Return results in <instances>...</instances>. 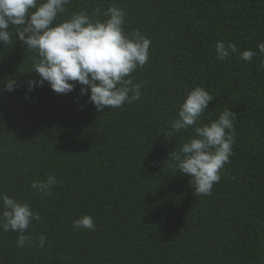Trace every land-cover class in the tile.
<instances>
[{
  "label": "trees",
  "instance_id": "1",
  "mask_svg": "<svg viewBox=\"0 0 264 264\" xmlns=\"http://www.w3.org/2000/svg\"><path fill=\"white\" fill-rule=\"evenodd\" d=\"M112 6L126 32L151 41L133 74L142 96L121 108L98 112L80 85L29 92L32 54L18 39L0 43V192L30 202L41 220L28 232L46 237L21 248L18 233L0 230V264H264V0H72L65 16ZM218 40L257 54L221 62ZM195 86L214 97L201 124L226 108L237 115L211 195L196 196L168 159L193 134L171 122ZM48 175L57 184L36 193L31 181ZM82 215L95 231L73 227Z\"/></svg>",
  "mask_w": 264,
  "mask_h": 264
},
{
  "label": "clouds",
  "instance_id": "2",
  "mask_svg": "<svg viewBox=\"0 0 264 264\" xmlns=\"http://www.w3.org/2000/svg\"><path fill=\"white\" fill-rule=\"evenodd\" d=\"M71 3L72 0H0V43L12 46L18 39L33 56L28 72L36 73L38 80H28L27 90L31 92L47 82L55 93L68 94L80 85V95H86L101 113L105 107L121 108L140 99L146 82L134 83L133 74L149 61L150 39L139 30L131 34L125 31L126 13L120 8L96 7L91 12L81 9L65 16ZM257 47L264 54V42ZM215 51L221 62L237 53L240 59L251 61L257 54L222 40L216 42ZM16 84L15 78H8L3 90L11 92ZM213 99L204 87L195 86L186 92L171 122L176 133L190 127L193 130L168 159L189 177L196 196L211 195L214 184L221 180L220 171L233 155L235 112L226 108L216 119L200 123ZM56 184V177L48 175L46 179H33L31 188L49 195ZM40 220L30 202L0 192V230L18 233V247L45 245L44 235L34 239L28 232L32 222ZM73 227L96 229L90 215L74 220Z\"/></svg>",
  "mask_w": 264,
  "mask_h": 264
}]
</instances>
